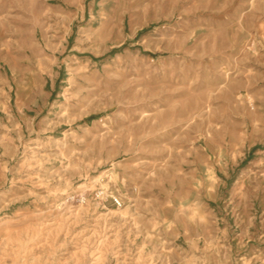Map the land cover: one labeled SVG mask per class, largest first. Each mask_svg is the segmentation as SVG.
Returning a JSON list of instances; mask_svg holds the SVG:
<instances>
[{"label": "rangeland", "instance_id": "obj_1", "mask_svg": "<svg viewBox=\"0 0 264 264\" xmlns=\"http://www.w3.org/2000/svg\"><path fill=\"white\" fill-rule=\"evenodd\" d=\"M0 264H264V0H0Z\"/></svg>", "mask_w": 264, "mask_h": 264}, {"label": "built area", "instance_id": "obj_2", "mask_svg": "<svg viewBox=\"0 0 264 264\" xmlns=\"http://www.w3.org/2000/svg\"><path fill=\"white\" fill-rule=\"evenodd\" d=\"M116 203L119 204L120 202L117 200Z\"/></svg>", "mask_w": 264, "mask_h": 264}, {"label": "bare ground", "instance_id": "obj_3", "mask_svg": "<svg viewBox=\"0 0 264 264\" xmlns=\"http://www.w3.org/2000/svg\"><path fill=\"white\" fill-rule=\"evenodd\" d=\"M111 12V11H110ZM104 17V16H103Z\"/></svg>", "mask_w": 264, "mask_h": 264}]
</instances>
